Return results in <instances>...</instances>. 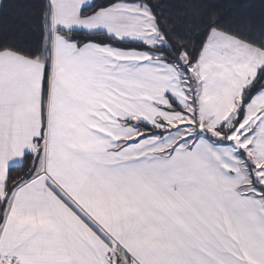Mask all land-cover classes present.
Here are the masks:
<instances>
[{
  "label": "snow or ice",
  "instance_id": "6c2138e0",
  "mask_svg": "<svg viewBox=\"0 0 264 264\" xmlns=\"http://www.w3.org/2000/svg\"><path fill=\"white\" fill-rule=\"evenodd\" d=\"M40 8L34 45L0 34V264H264V26Z\"/></svg>",
  "mask_w": 264,
  "mask_h": 264
},
{
  "label": "trees",
  "instance_id": "16d2710c",
  "mask_svg": "<svg viewBox=\"0 0 264 264\" xmlns=\"http://www.w3.org/2000/svg\"><path fill=\"white\" fill-rule=\"evenodd\" d=\"M179 2V0H171ZM228 18H238L248 23L253 35L258 36L264 26V9L261 0H212ZM12 7L0 13V34L28 45L40 38V11L43 0H6Z\"/></svg>",
  "mask_w": 264,
  "mask_h": 264
}]
</instances>
